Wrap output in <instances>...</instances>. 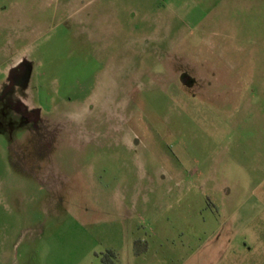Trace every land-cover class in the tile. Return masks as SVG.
Wrapping results in <instances>:
<instances>
[{"label": "rangeland", "instance_id": "rangeland-1", "mask_svg": "<svg viewBox=\"0 0 264 264\" xmlns=\"http://www.w3.org/2000/svg\"><path fill=\"white\" fill-rule=\"evenodd\" d=\"M0 192L14 264H264V0H0Z\"/></svg>", "mask_w": 264, "mask_h": 264}, {"label": "crops", "instance_id": "crops-1", "mask_svg": "<svg viewBox=\"0 0 264 264\" xmlns=\"http://www.w3.org/2000/svg\"><path fill=\"white\" fill-rule=\"evenodd\" d=\"M17 221L16 211L0 192V264H14V230Z\"/></svg>", "mask_w": 264, "mask_h": 264}, {"label": "flooded vegetation", "instance_id": "flooded-vegetation-1", "mask_svg": "<svg viewBox=\"0 0 264 264\" xmlns=\"http://www.w3.org/2000/svg\"><path fill=\"white\" fill-rule=\"evenodd\" d=\"M191 80H192V78L191 77H188L186 81H189L190 82ZM21 114H23V116H24L23 118H28V120L30 122L34 121V118H35L34 115H32V114H30V113H28L26 111L21 112Z\"/></svg>", "mask_w": 264, "mask_h": 264}]
</instances>
